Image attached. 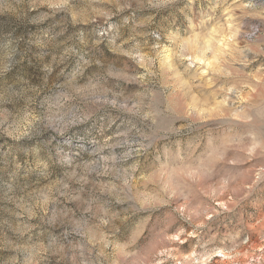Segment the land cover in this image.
Instances as JSON below:
<instances>
[{
	"label": "rangeland",
	"instance_id": "374dc122",
	"mask_svg": "<svg viewBox=\"0 0 264 264\" xmlns=\"http://www.w3.org/2000/svg\"><path fill=\"white\" fill-rule=\"evenodd\" d=\"M0 264H264V0H0Z\"/></svg>",
	"mask_w": 264,
	"mask_h": 264
}]
</instances>
